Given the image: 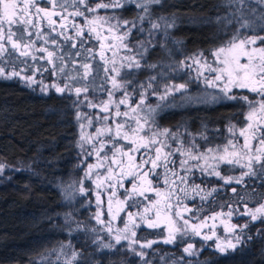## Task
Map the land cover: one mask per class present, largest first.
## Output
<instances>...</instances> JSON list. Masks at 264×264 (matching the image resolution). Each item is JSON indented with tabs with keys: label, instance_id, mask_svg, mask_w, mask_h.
I'll return each mask as SVG.
<instances>
[{
	"label": "snow or ice",
	"instance_id": "1",
	"mask_svg": "<svg viewBox=\"0 0 264 264\" xmlns=\"http://www.w3.org/2000/svg\"><path fill=\"white\" fill-rule=\"evenodd\" d=\"M166 6L165 0H0V65L24 66L10 74L0 66V77H19L29 86L39 84L44 95L54 90L74 110L80 128L77 146L85 158L95 156L97 162L87 165L78 189L74 182L70 190H62V195L72 202L77 192L85 197L94 193L96 211L91 219L115 241L113 244L93 239L97 251L126 250L139 257L140 264H151L144 249L161 242L186 244L184 256L172 264H201L190 258L197 257L200 249L213 246L205 243L197 248L187 239L189 233L205 242L215 239L214 250L227 255L229 250L235 252L253 240L246 231L250 224L259 220L264 225V0H218L215 17L188 15L187 23L192 26L216 24L211 38L218 42L180 59L175 58L174 51H183L184 41L175 38L173 32L183 22L182 15L187 14H164ZM129 10L133 15L127 18L124 12ZM220 33H224L223 38ZM154 49H159L158 59L150 61L148 57ZM45 59L46 64L36 63ZM28 69H33L32 75H25ZM45 72L54 78L52 83H46ZM141 72L146 74L144 80L138 79ZM193 82L203 86L198 94L189 91ZM153 97L155 103L151 102ZM228 102H236L242 109L243 121L230 120L227 135L210 136L207 122L192 133L186 121L179 122L175 130L161 128L156 121L166 109ZM85 107L90 111L84 112ZM96 124L100 126L94 133L85 131ZM215 131L219 133L220 129ZM121 140L131 147H125ZM201 140L205 143H199ZM214 140L225 142L213 146ZM221 164L230 166L225 171L239 167L241 172L238 176L224 175ZM3 171L4 165L0 164V173ZM195 171L215 176L224 185H241L244 195L231 188L236 194L235 202L257 201L255 208L245 203L240 212L229 204L226 214L200 216L203 204L189 207L184 203L185 199H195L189 192L203 193L200 199L206 201L219 189L212 187L209 191L194 182L190 188L181 187L189 183ZM161 178L163 189L157 183ZM85 180H91L94 189L87 187ZM249 185L257 187L249 189ZM119 189H123L122 195H118ZM234 214L250 219L242 225L221 219L226 235L219 237L215 221L224 215L230 219ZM117 220L122 228L114 227ZM208 220L213 223L210 232L205 233ZM64 223L70 235L73 231H98L95 227L87 229L72 213L65 214ZM142 226H163L167 235L158 231L159 240H138L137 229ZM256 235L264 239V227L257 228ZM123 241L127 242L126 249ZM137 244L138 249L134 246ZM64 247L61 245V252ZM82 255L73 251L64 264H80ZM40 256L42 261L44 255ZM89 259L92 264H100L101 257L85 258L83 264H89Z\"/></svg>",
	"mask_w": 264,
	"mask_h": 264
},
{
	"label": "trees",
	"instance_id": "2",
	"mask_svg": "<svg viewBox=\"0 0 264 264\" xmlns=\"http://www.w3.org/2000/svg\"><path fill=\"white\" fill-rule=\"evenodd\" d=\"M217 3L218 0H165L167 6L163 10L164 14L173 11L187 14L182 15L183 22L173 32L175 38L184 41L183 51H174L176 59L198 48L208 49L218 42L211 38L217 30L216 24L192 26L187 23L188 15L192 14L198 18L215 17L218 13L214 5ZM132 15L131 10L124 12L127 18ZM223 35L224 33H220L221 38ZM93 43L96 44L94 40ZM158 53L159 49H154L148 59H158ZM36 63L46 64L47 61ZM4 66L14 68L11 63ZM23 67L19 63L15 66ZM32 71L33 69L27 70L29 73ZM145 75L144 72L139 73L138 79H145ZM44 76L48 81L53 79L48 72H45ZM194 89L196 86L192 84L190 91ZM53 108L58 111H49ZM63 110H66V114H62ZM230 120L232 123L243 121L242 109L236 102L170 108L156 117L161 128L173 130L179 122L186 121L192 133H196L202 124L207 122L209 135L217 137L221 133L228 134L227 125ZM216 129H220V132H216ZM77 137L74 110L55 91L44 95L24 86L18 79L0 78V164L4 165V171L0 173V264H30L33 260L38 261L40 254L57 248L68 239L74 242V247L83 254L80 264L91 256L101 257L100 264H140V258L126 250L120 253L97 251L91 242L93 232L90 230L73 231L69 234L68 226L64 223L65 214L72 213L75 219L81 220L84 219L85 211L80 203L84 201L83 197L69 202L62 195V190L83 176L84 168L79 164ZM224 142L214 140L213 146ZM199 143L203 144L205 141L201 140ZM225 170L227 169L223 166L222 172L227 174L229 171ZM201 182L209 188L216 185L219 189L206 201H202L200 196H194L195 199L187 201L189 207L204 205V211L199 213L202 217L219 210H229V204L242 212L245 203L250 208L257 204V201L235 202L236 194L232 193L231 188H237L238 194L244 195L241 185H224L214 178ZM248 187L251 189L257 186ZM221 205L224 207L221 208ZM249 219L247 216L235 217L236 222L241 225ZM84 224L87 229H91L89 223ZM72 227L75 228V223ZM261 227L264 225L259 220L250 224L246 231L250 232L253 240L237 248L235 252L230 250L224 255L215 251L214 247H207L200 249V254L190 259L199 260L201 264H264V239L256 235L257 228ZM158 231L164 233L163 229L141 227L137 229L136 239L159 240L161 238L156 236ZM187 239L197 248L205 243L212 245L200 238ZM184 246L186 244L176 246L161 242L144 251L149 254L146 259L151 260V264H172L173 260L184 256ZM124 247L127 248L125 245ZM187 259L189 258L185 257V260ZM89 264H92L90 259Z\"/></svg>",
	"mask_w": 264,
	"mask_h": 264
},
{
	"label": "rangeland",
	"instance_id": "3",
	"mask_svg": "<svg viewBox=\"0 0 264 264\" xmlns=\"http://www.w3.org/2000/svg\"><path fill=\"white\" fill-rule=\"evenodd\" d=\"M49 7H50V5H49ZM109 12H111V10H109ZM100 14L101 15H104L105 14V10L104 9H101L100 10ZM54 19H59L58 17H54ZM77 19H79V18H77ZM45 30H47V29H45ZM95 41V40H94ZM96 42V41H95ZM97 43V42H96ZM97 49H98V44H97ZM38 55H45V54H43V53H38ZM109 55H110V53H109ZM46 60V59H45ZM44 61V60H43ZM28 62H31V63H33V61H31V59H29L28 60ZM0 66H2V67H4V69H5V73H7V74H10L11 72H13V71H17V72H19L20 70H21V68H7V67H5L4 65H0ZM33 74V71L32 72H25V75H32ZM193 75H195L194 73H193ZM1 79H5V78H3V77H0ZM11 79H18L20 82H21V84H23L24 86H27V87H29V88H33V89H35V90H37V91H39V93H42L41 92V90H40V85L39 84H34V85H32V86H29L24 80H21L19 77H13V78H11ZM37 79H40V77L39 76H37ZM54 79V78H53ZM53 79L52 80H46V83H52V81H53ZM6 80H9V79H6ZM144 80V79H143ZM177 82H180V81H177ZM61 83H63V81H61ZM192 84H195V86H196V89H194L193 91H190V89H189V91L190 92H192L193 94H198L199 92H201L202 90H203V86L202 85H200V86H197V84L195 83V82H193ZM109 87H110V85H108ZM52 91H54V90H52ZM208 91L209 92H211V91H213L212 89H208ZM117 96H120L121 95V93H117L116 94ZM105 99H107V96L105 95V97H104ZM151 102L152 103H155L156 101H155V98L153 97L152 98V100H151ZM83 111L84 112H88V111H90L88 108H84L83 109ZM92 112H98V109H92L91 110ZM100 115L102 116V115H104L103 113H100ZM100 125L99 124H96L93 128H86L85 129V131L86 132H89V133H94L95 132V127H99ZM77 132H78V137H77V141L79 140V138H80V128H79V125L77 124ZM77 141H76V145H77ZM120 143L121 144H123V145H125V147H131V145H127V144H125V142L123 141V140H121L120 141ZM85 147H89L88 145H85ZM77 149H78V153H79V158H80V161H79V164L81 165V166H83V176H82V178L84 177V171L85 170H87V165L89 164V163H92V164H95L97 161H96V158H95V156H91V157H87V158H85V156L84 155H82L81 153H82V149L81 148H79L78 146H77ZM137 155V158L139 157V154H136ZM179 159V157H177V160ZM125 164L127 165V159L125 158ZM226 167V169H229V167L230 166H228V165H226V164H221L220 165V169H221V171H222V167ZM149 167H150V165H149ZM159 171H163L162 169H158ZM100 171H104V169H100ZM118 171V170H117ZM240 172H241V169L239 168V167H236V168H234L233 170H231V171H229L227 174H225V173H223L222 172V174H224V175H229V176H232V175H235V176H238L239 174H240ZM82 178H80L78 181H76V183H75V186H76V188L78 189L79 188V181L82 179ZM212 178H214L215 180H218L215 176H212V177H208V176H202L201 175V173L199 172V171H195L193 174H192V176H190V178H189V183L187 184V185H181V187H188V188H190L191 187V184L194 182V183H196V184H200V186H201V188L202 189H207V190H211V188L212 187H217L218 188V186H216V185H213V186H211V188H209L207 185H204V184H202V182H201V180H208V179H212ZM220 183H222L223 184V181L222 180H218ZM84 183H85V185L87 186V187H89V188H92V189H94V185L92 184V182H91V180H85L84 181ZM124 183L125 184H128V180L127 179H125L124 180ZM158 183V186L160 187V188H164V184H163V182H162V178H161V181H159V182H157ZM74 184V183H73ZM72 185V184H71ZM177 185H179V181L177 180ZM129 188H130V185H129ZM65 190H70L69 189V185L66 187V189ZM109 191H111V189H109ZM123 194V189H119L118 190V195H122ZM201 194V193H200ZM203 194V193H202ZM149 195H153V194H149ZM180 195L181 196H183V193H180ZM189 196L190 197H194V196H200V195H198L197 193H195V192H189ZM79 197H83L84 198V203H83V205H81L82 207V209L84 208V213H83V217H84V219H81L80 221H83L84 223L85 222H87V223H89L90 224V227L92 228V227H95V228H97L98 229V231L96 232V233H93V235H92V243H93V239H95V240H97V241H102V242H104V243H115V241L114 240H112L110 237H109V235L107 234V232L104 230V229H102L99 225H97L96 224V222H95V220L94 219H91V216H92V214L96 211V204H95V195H94V193L93 192H90L89 194H88V196L87 197H85V196H81V195H79V193L77 192V195H76V198H79ZM153 198H155L154 197V195H153ZM103 200L105 201V205H104V208H105V212H106V208H107V195H105L104 197H103ZM188 200H191V198H188V199H185L184 200V203L186 204V205H188V203H187V201ZM89 201H91V206H89ZM144 203L146 204L147 203V201H144ZM189 206V205H188ZM256 206V205H255ZM255 206H253V207H251V208H255ZM133 211H136V209H133ZM140 211L142 212L143 211V207L141 206V208H140ZM229 210L227 209V210H219V211H217V212H223V213H227ZM239 211L240 212H242L240 209H239ZM193 213H188L187 215H192ZM211 214H213V213H211ZM211 214H209V215H211ZM122 216H125V214L124 213H122L121 214ZM154 215V214H153ZM209 215H207V216H209ZM237 216H239L238 214H234L230 219L226 216V215H224V216H222V217H220L219 219H217L216 221H215V223H216V225H217V227H216V231H217V235L219 236V237H221V238H223L226 234H225V232H224V227H223V224L220 222V220L221 219H224V220H228V222L229 223H233V224H237V222H236V220H235V217H237ZM125 219H126V216H125ZM207 223H208V225H209V227L208 228H205V229H203V231L205 232V233H209L210 232V228H211V225H212V223H213V221L212 220H208L207 221ZM114 227H123V224L119 221V220H117V221H114ZM142 227H146V226H142ZM147 228V227H146ZM160 229H163V231H164V234H165V236L167 235V232H166V229L162 226ZM189 238H200V237H196V236H193L191 233H189V236H188ZM67 238H69V237H67ZM201 239V238H200ZM207 242H209V243H212V246L214 247V245H215V239H213V240H211V241H207ZM94 244V243H93ZM122 244H124L126 247H127V242L126 241H123L122 242ZM61 245H65L66 247H64V249H63V251L61 252L60 251V249H61ZM95 246H96V249H97V245L96 244H94ZM137 249L139 248V245L137 246V245H134ZM53 250H55V251H53ZM73 251H79L78 249H76L75 247H74V242H72L71 240H66V241H64V242H62L57 248H54V249H52V250H50V251H48V252H46L45 254H43L44 255V259L41 261V256L39 257V260L38 261H41L42 263H47V262H51V263H53V262H63L64 263V261H65V259H68V258H70V256H71V253L73 252ZM230 251V250H229Z\"/></svg>",
	"mask_w": 264,
	"mask_h": 264
}]
</instances>
